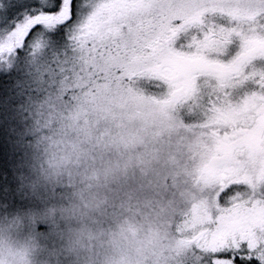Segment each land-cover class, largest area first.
Instances as JSON below:
<instances>
[{
    "label": "snow or ice",
    "instance_id": "6c2138e0",
    "mask_svg": "<svg viewBox=\"0 0 264 264\" xmlns=\"http://www.w3.org/2000/svg\"><path fill=\"white\" fill-rule=\"evenodd\" d=\"M61 52L167 95L191 122L195 264H264V0H0V171L25 69Z\"/></svg>",
    "mask_w": 264,
    "mask_h": 264
},
{
    "label": "clouds",
    "instance_id": "9594fccd",
    "mask_svg": "<svg viewBox=\"0 0 264 264\" xmlns=\"http://www.w3.org/2000/svg\"><path fill=\"white\" fill-rule=\"evenodd\" d=\"M0 171V264H195L198 135L165 94L77 54L25 69Z\"/></svg>",
    "mask_w": 264,
    "mask_h": 264
}]
</instances>
